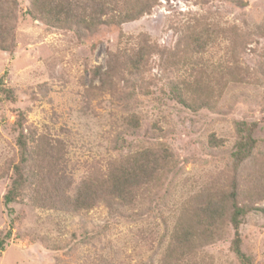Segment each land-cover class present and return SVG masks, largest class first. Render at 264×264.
Returning a JSON list of instances; mask_svg holds the SVG:
<instances>
[{
	"label": "rangeland",
	"instance_id": "374dc122",
	"mask_svg": "<svg viewBox=\"0 0 264 264\" xmlns=\"http://www.w3.org/2000/svg\"><path fill=\"white\" fill-rule=\"evenodd\" d=\"M21 2L16 8V47L11 54L0 50V76L15 90L14 102L0 96V236L10 232L0 250V264H161L167 233L183 203L226 169L234 122H256L254 136L264 151V86L250 75L264 58L263 34L253 36L240 59L249 70V80H227L212 100L213 110L192 111L171 99L167 90L160 91L162 59L156 55L150 60L147 78L157 87L148 96L125 98L116 76L105 91L94 71L109 67L110 55L119 52L129 35L146 34L148 43L174 48L179 36L174 28L195 17L204 16L203 21L221 28L264 25V0H155L150 14L121 26L101 25L82 39L24 14L28 0ZM226 44L224 38L210 47L203 54L204 65L211 69L225 63ZM183 74L180 70L177 76ZM167 77L177 78L172 71ZM14 110L23 111L27 126L38 133L66 143V171L74 184L94 167L156 139L168 144L178 164L161 186L142 190L127 207L98 205L71 214L21 202L7 206L2 197L11 177L8 164L16 152L10 129ZM132 113L140 126L127 133L122 122ZM119 134L123 140H116ZM211 135L223 145L209 146ZM256 205L264 207V202ZM223 234L214 243L199 246L190 255V263L239 264L229 250L232 230L228 225ZM240 234L242 250L253 264H264V216L249 212Z\"/></svg>",
	"mask_w": 264,
	"mask_h": 264
},
{
	"label": "trees",
	"instance_id": "16d2710c",
	"mask_svg": "<svg viewBox=\"0 0 264 264\" xmlns=\"http://www.w3.org/2000/svg\"><path fill=\"white\" fill-rule=\"evenodd\" d=\"M21 1L0 0V50L9 54L16 47V8ZM154 5L155 0H28L23 13L82 39L101 25L121 26L138 20L150 14ZM203 20L204 16L195 17L174 28L179 33L174 48L150 44L146 34L129 35L119 52L110 55L109 67L105 70L98 67L94 75L99 77L105 91L111 89L118 77L125 98L148 96L153 93L151 88L157 87L147 78L150 60L156 55L162 59L160 91L167 90L171 99L192 111L213 110L212 100L219 96L227 80H249V70L241 65L240 59L254 35L264 37V25L240 28L232 24L221 28L218 23ZM224 38H227V61L210 69L204 65L203 54ZM261 59L250 75L264 86V58ZM180 70L184 74L177 76ZM170 71L175 72L176 80L167 77ZM0 96L15 101V90L4 84L3 76H0ZM14 112L10 129L15 135L16 152L8 164L11 177L2 197L7 206L21 202L71 214H82L98 205L127 207L142 190L161 186L178 164L168 144L156 139L152 144L140 145L109 159L104 166L94 167L74 184L66 171V143L48 133H38L27 126L23 111ZM122 126L127 133H133L140 122L135 114H127ZM256 126V122H234V140L226 169L211 177L193 199L183 203L175 225L167 233L161 264H191L190 255L202 244L221 239L225 225L232 230L231 253L239 264H253V258L242 250L240 226L251 211L264 216V207L256 205L264 202V151L254 136ZM119 137L121 134L116 140ZM208 145L218 147L223 141L211 135ZM9 233L0 236V250Z\"/></svg>",
	"mask_w": 264,
	"mask_h": 264
}]
</instances>
